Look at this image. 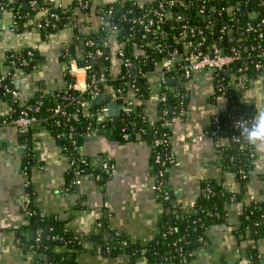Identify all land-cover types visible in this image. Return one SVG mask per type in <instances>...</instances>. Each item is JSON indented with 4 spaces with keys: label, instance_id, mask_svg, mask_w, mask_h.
Here are the masks:
<instances>
[{
    "label": "crops",
    "instance_id": "0c3cea01",
    "mask_svg": "<svg viewBox=\"0 0 264 264\" xmlns=\"http://www.w3.org/2000/svg\"><path fill=\"white\" fill-rule=\"evenodd\" d=\"M57 1L68 6L74 0ZM87 1L92 7L89 16L81 6H76V22L46 36L36 25V19L29 20L20 32L11 29L0 32V71H7L4 60L9 50L32 46L43 56L31 72L23 68L15 71L14 96L19 104H28L39 92L60 91L66 86L69 64L61 55L63 49L75 41L74 24L80 23L83 33L94 32L102 24L96 11L100 5L123 4L130 0ZM133 1L146 3L151 0ZM12 16V9L3 8L0 20L9 22ZM106 39L107 44L113 46V39ZM115 49H112L109 66L114 75L121 71V59L114 53ZM161 69L162 65L158 63L149 74L148 92L144 95L132 92L131 100L142 103L153 119L158 116ZM230 81L240 103L255 107L256 112L264 111V78L231 75ZM185 86L189 94V113L183 122H173L172 134V145L181 163L167 167L165 182L173 201L181 206L183 212H191L195 209L204 181L213 179L234 190L239 188L240 180L221 164L218 144L224 141L217 142L207 132L213 116L219 111L214 72L210 69L194 71L185 81ZM101 93L104 103L108 105L115 101L121 111L122 104L114 96V91ZM11 110L8 100H0V114ZM110 123L101 124V129ZM99 130L96 124L94 132L84 137L79 148L91 160H109L113 165L105 173L99 176L90 173L81 184H76L70 157L57 142L51 128L39 124L28 130L30 134H23L25 131L0 121V264H25L26 257L32 256L21 241V236L25 240L30 236L24 230L28 220L25 206L29 188L34 192L33 202L41 213L67 219L66 224L75 232L96 233L102 229L100 224L105 223L109 231L102 230L107 237L119 230L142 247L161 230L163 214L171 209L177 210L178 205L173 208L166 206L155 191L158 169L153 143L140 134L120 139L114 137L113 132L100 133ZM23 144L27 147L24 148ZM255 154V166L243 200L225 204V219L208 227V237L185 264H250L246 248L251 241L238 236L234 229L244 201L264 203V148L255 149ZM85 245L88 249L79 253V264H148L143 248L140 254L132 257L127 253L113 256L96 250L93 252L94 239L85 240ZM258 247L264 254V237L259 240ZM164 264L174 263L166 261Z\"/></svg>",
    "mask_w": 264,
    "mask_h": 264
},
{
    "label": "trees",
    "instance_id": "16d2710c",
    "mask_svg": "<svg viewBox=\"0 0 264 264\" xmlns=\"http://www.w3.org/2000/svg\"><path fill=\"white\" fill-rule=\"evenodd\" d=\"M32 0H0V14L3 8L12 9L13 16L18 20L17 31L20 32L26 27V23L31 19H36V25L39 22H44L46 19L50 20V25L39 27L43 36L56 32L63 29L68 22V15L72 14L73 20L77 13L74 8L79 6L77 0H74L71 5L57 6V0H36V8L31 6ZM166 1V0H163ZM202 0H187L185 6L176 5L167 7L165 12L166 20L162 23H157V33L149 35L144 34V28L142 25L134 21L135 18L143 16L146 13L151 15L154 8L158 7L160 0H151L150 2L144 3V6H140L138 1H127L123 4L119 2L108 3L101 6V10L104 12L110 7H113L112 14L106 15V20L103 22L98 30L94 32L83 33L81 30L80 23L77 22L74 26L75 41L68 47L63 49L62 59L66 60L67 64H70L71 58H76L80 64H90L91 68L89 74H99L105 66H110L112 49H115L114 53H117L118 48H123L125 55L132 56L135 51L140 52V57L143 58V54H147L146 61L135 60V64L141 70L148 72V76L139 77L132 73L131 68H128L121 59V71L114 75L111 70L107 69L109 79L105 83L98 84V90L94 88L89 90L86 94L87 98H92L99 91H114L117 100L124 105L129 101L130 110L128 112L122 110L118 121L113 126V136L122 138L124 132H129L131 137L140 134L142 137L149 139L153 143V154L159 149L158 146L154 145V140L159 137L161 133L167 132L173 134V123L168 118H171L179 108L177 106L179 100H183V104L188 108L189 105V94L188 89L185 86L187 77L177 76L178 80L171 83L175 73L179 72L177 69L167 75L166 81L160 85L161 94L163 91H167L166 101H160L158 106V116L153 119L145 111L142 103H134L132 101V92L136 91L138 94L148 92V77L149 74L157 68L158 59L164 52H160L158 46L161 48L170 50L171 47H178L180 50H186L188 41L192 39L188 29L184 28L183 23L188 22L195 27L202 28L203 32L199 35H205L208 40H212L214 37L218 40L221 46L225 50L230 48L232 42L229 39L230 34H236L239 29L242 30L247 21L256 23L260 17H264V0H248L244 4L243 11L239 7H232L225 0L223 4L224 9L217 10L214 15L211 12H207L209 15L200 14L198 12L199 5ZM214 1V0H212ZM215 2V1H214ZM27 3V6L25 5ZM91 3L82 8L83 11L91 10ZM56 11L59 14L58 18H53L51 12ZM237 12V18H233L232 15ZM28 13V15H27ZM181 15L182 19L178 20L176 15ZM74 20V21H75ZM76 22V21H75ZM226 25L227 28L224 32L220 30L222 26ZM116 26V28L114 27ZM231 30H234L233 32ZM264 31V30H263ZM189 33V35H188ZM229 33V36H228ZM248 37L252 40H260L264 44V32L263 37H258V33L247 32ZM221 39H219V37ZM257 36V38L255 37ZM110 37L113 39V46L110 44L103 47V54L98 57L93 54L95 47L86 44L88 38H92L95 42H101L105 38ZM81 40L83 43L81 44ZM209 41V42H210ZM31 51V53H29ZM92 51L91 55H88ZM9 55L5 58L4 63L10 65L12 61V54L19 55L22 58H17L14 65H10V74H5V71H0V100H8L12 106V110L7 114H17L19 110L28 106L29 111L36 114L40 119V124L52 129L57 142L62 146L63 150L68 156H80L82 153L79 146L81 145L88 126L92 122V127L96 121L90 117L87 112V107L83 106L78 98L69 102L63 98L64 89L68 82L73 78L66 72V86L55 92H44L37 93L35 97L25 105L18 103L15 98V88L12 75L18 68H23L26 72H31L36 64L43 59L39 50L32 46H25L18 49L9 50ZM140 58V59H141ZM123 63V65H122ZM5 74V75H3ZM2 76H4L2 78ZM132 84L139 87L135 90ZM5 85L10 86V90H6ZM167 85H172V88H167ZM228 97L225 102V107L217 114L220 116V127L213 137L218 141H224L222 144H218L222 166L234 172L240 180V186L237 189H227L222 183L216 182L213 179H208L203 182V185L210 183L213 187V193L207 197L204 192H201L194 211L183 212L179 204L177 210H170L168 213H164L162 216L163 225L159 233H156L150 240L147 241L146 245L142 247L132 242L123 233L121 235L113 234V236H106L108 230L107 224H101V230L91 234H79L72 230L66 223L67 219L59 218L54 214H43L37 208V205L32 202L28 206V210H34L35 212L27 214V223L24 226V230L30 233L28 239L25 240L24 236H21L25 249L27 251L34 252L32 256H27V262L25 264H79L78 255L82 251L88 249L85 245V240L94 239L95 245L91 247L92 251L100 253H106L109 255L116 256L120 253H127L132 257L143 253L148 258V264H164L166 261H172L174 264H185L189 262L194 256V251L202 244L200 236L206 239L208 227L216 222L223 221L225 219L226 210L225 204L228 201H239L243 200L247 193V182L251 176V170L255 166V155H251V151L255 152V148L247 146V148H240L239 143L232 140V135L235 132L233 124L235 115L244 113L249 115L250 106H245L238 101V95L235 93V88L228 85ZM117 88H122L118 91ZM117 90V91H116ZM182 93V97L177 92ZM53 93V94H52ZM74 94L78 95V91H74ZM114 94V95H115ZM63 100L67 103V108L70 110H76L78 118L66 119L64 116H60L61 123L58 125L55 122V115L53 113V107L57 104V101ZM42 101L39 109H36L38 102ZM104 103V102H103ZM167 105L172 106L169 114L163 115V107ZM101 104L92 105L89 109L95 110ZM173 106L175 110H173ZM221 111V112H220ZM0 117L3 115L0 114ZM213 120V119H212ZM212 122V121H211ZM213 126V122L209 124L208 128ZM33 130V129H31ZM72 131L74 143L69 136V131ZM60 133V135H58ZM75 144L77 147H75ZM163 153V152H162ZM88 165H85L87 169ZM244 169L246 176L243 177L240 172ZM90 173L96 175L98 173H105L97 168H89ZM31 190V189H30ZM32 200L34 199V192L31 190ZM162 200L166 206L173 208L174 201L172 196L170 198ZM244 208L239 217V222L234 229V232L240 236L242 235L251 242L246 248V256L250 260V264H264V254L258 247V242L264 237V203L258 200L244 201ZM171 226L174 229L170 232L168 230ZM42 230V236L40 241H37L36 236L38 230ZM109 231V230H108ZM110 233V232H109ZM111 236V237H110ZM33 244L31 248L30 245ZM109 247V248H108ZM193 253V254H190ZM186 253L188 256L187 261H183L182 254Z\"/></svg>",
    "mask_w": 264,
    "mask_h": 264
},
{
    "label": "built area",
    "instance_id": "2783aa9c",
    "mask_svg": "<svg viewBox=\"0 0 264 264\" xmlns=\"http://www.w3.org/2000/svg\"><path fill=\"white\" fill-rule=\"evenodd\" d=\"M215 1V2H214ZM202 0L198 12L200 14H205L206 18L209 17V15H214L217 10H221L225 8V5L223 4V1L225 0ZM228 2V0H226ZM79 6L82 8H85L89 5L87 0H77ZM248 2V0H231V2H228V4L232 7H239L240 6L244 8V4ZM37 1L32 0L31 6L33 8H36ZM187 4V0H160L158 2V7L154 8L153 13L148 16L146 13L143 16H139L138 18H135L134 21L138 24L142 25L144 28V34L149 33V35H152L154 33H157L156 24L162 23L166 20L165 18V12L167 7H172L176 5L185 6ZM62 4L58 3L57 6H61ZM140 6H144V3H140ZM3 9V7H2ZM241 10V9H240ZM97 13L101 17L102 21L104 22L106 20L107 14H112L113 7L110 6L105 12L104 10H101V8H97ZM243 11V9L241 10ZM207 12H211L208 14ZM87 16L90 15V10H86L84 12ZM28 15V13H27ZM51 16L53 18H58L59 14L56 11L51 12ZM233 18H237V12H235L232 15ZM176 18L178 20L182 19V16L176 15ZM74 23L72 14L68 15V22L66 25ZM47 26L50 25V20L46 19L44 22H39L38 26ZM75 25V24H74ZM184 28L188 29L190 35L192 36V39L188 41V44L186 45V50H180L178 47H171L170 50L164 49L160 47V44L158 46V49L160 52H164L163 55L159 56L158 63L162 65L161 69V80L160 84L162 82L166 81L167 75L173 71H176L177 69L179 72L175 73L173 76V79L171 80V83L178 80L177 76L179 78L181 77H187L189 78L191 74L194 71L202 70V69H210L214 72L215 80L217 83V97L220 100L218 102L219 104V110H223L225 107V102L227 101L228 97H230L231 93H228V85L232 86L231 84V75H242L246 77H262L264 78V44L262 41H260L257 36H255L258 40H252L251 37H248L246 34L247 32H254L258 33V37H263V30H264V17H260V19L253 23L252 21H247L246 26L242 30L236 31V34H230L228 33L229 39L232 42V45H230V48L225 50L223 46L220 45L218 40L214 37L211 41L208 40V38L205 35H197L201 34L203 32L202 28L195 27L191 25L188 22L183 23ZM18 27V20L15 17H12V19L7 22L4 20H0V32L11 29L16 30ZM116 28V26H114ZM227 28L226 25L222 26L220 30L222 32L225 31ZM232 32L234 30H231ZM188 33V35H189ZM222 36L219 37L221 39ZM210 41V42H209ZM86 44L93 45L95 47V50L93 52L94 55L100 57L103 54V47L107 46V39L105 38L101 42H95L92 38H88L86 41ZM20 49V48H19ZM18 49V50H19ZM117 54L119 57L122 58V62L124 65H126L128 68H131L132 73L139 76V77H146L148 76V72L141 70L137 65L135 64V60L139 61H146L147 54H143V58L140 57V52L135 51L132 56L125 55V52L123 51V48H118ZM31 53V51H29ZM92 51L88 53V55H91ZM9 54H6V59ZM17 58H22L19 55L12 54V61L10 65L15 64V60ZM141 58V59H140ZM25 61V59H24ZM122 63V65H123ZM7 66V71L5 74H10V65L5 64ZM136 67L137 71L133 72V68ZM91 65L90 64H80L76 58H71L68 73L72 76V80L68 82L66 88L64 89L63 98L65 100H68L69 102L75 100L78 98L79 102L87 107V112L92 117L96 123L92 127V122H90V125L88 126V131L86 132L85 136L87 134H90L91 132H94V128L96 127V124H105L110 123L112 121V114H110L109 106L106 103H102L99 107H97L95 110H90L89 108L92 106V100L95 99L96 95L92 96V98H87L86 94L89 93V90L94 88L95 90H98V84L105 83L109 79V75L107 73V69L110 70L109 66H105L101 70L99 74H92V76L89 74ZM3 74V75H5ZM14 75V74H13ZM12 75V77H13ZM177 75V76H175ZM4 76H2L3 78ZM14 81V80H13ZM173 84V83H172ZM135 90H138L139 87L135 84H132ZM6 90H10V86L5 85ZM172 88V85H167V88ZM233 87V86H232ZM234 88V87H233ZM161 89V88H160ZM159 89V95H160V101H166L167 99V91H163L161 94V91ZM118 91H121L122 88H117ZM116 90V91H117ZM74 91H78V95L74 94ZM101 92V91H99ZM103 92V91H102ZM113 92V91H112ZM136 92V91H135ZM53 94V93H52ZM115 94V93H114ZM179 96L182 97L181 92H177ZM116 97V94L114 95ZM117 99V98H116ZM183 100H179L177 106L179 110L173 114L171 118H168L167 120L173 122H183L189 113V110L187 107L184 106ZM42 104V101L38 102V105L36 106V109L40 108V105ZM67 103H65L63 100L57 101V104L53 107V113L56 116L55 122L60 125L61 120L60 116H64L66 119H72V118H78V113L76 110H70L67 108ZM175 106H173V110H175ZM171 106L167 108V105L163 107V115L169 114L171 110ZM124 110L128 112L130 110L129 101L127 103L122 104L121 111ZM120 111V113H121ZM220 111V112H221ZM119 113V115H120ZM248 116L244 113H239L235 115V120L233 124V129L235 132L232 135V140L239 143L240 148H247L248 144L244 140V138L241 136V132L239 130V124L237 122L239 121H248L251 122L252 118L256 114V108L250 106ZM3 117H0V121L9 124L12 126H15L19 128L20 130L26 131L31 130L38 126L41 122V119L34 113L29 111L28 106L22 107L17 114H1ZM211 120L213 122V126L209 127L207 129V132L210 135H214L219 127H220V116L219 114H215ZM211 122V123H212ZM60 135V133H58ZM69 136L71 137L72 141L76 143L75 138L73 139L72 131H69ZM124 139L131 138V135L129 132L123 133ZM154 145L160 147L159 151L155 154V161H156V167L158 169L156 180L154 183V188L158 196H162L164 199L170 198L169 190L166 187L165 182V175H166V169L169 165H178L181 163L180 158L178 157L177 153L175 152V149L172 145V135L163 132L159 137H156L154 140ZM23 147L26 148L27 145L23 144ZM75 147L77 145L75 144ZM163 152V153H162ZM251 155H255V152L252 150ZM70 157V166L72 173L74 174L75 180L74 182L76 184H81L83 181V178L86 175L90 174L89 168H97L100 170H108L112 167L113 163L109 160H103L95 161L91 160L88 156L84 155L83 153L80 154V156H69ZM222 164V162H221ZM87 166V169L85 167ZM240 172L242 173V176H246V172L244 169H241ZM100 175V173L96 174ZM202 192H204L207 197L211 196V194L214 192L213 187L210 183H207L203 185ZM33 202L31 197V190L30 188L26 191V206L25 209L27 211V214H31L35 212L34 210H28L29 204ZM175 203V202H174ZM174 206H177L175 203ZM101 225V224H100ZM174 228L169 226L168 230L164 231V235L166 232L172 231ZM121 231L117 230L115 232L116 235H121ZM42 236V230H38L36 239L37 241H40ZM200 240L204 242V237L200 236ZM30 247H33V244L30 245ZM109 248V247H108ZM31 252L33 253L34 250L32 249ZM190 254H193L190 252ZM183 261L186 262L188 256L186 253L182 254ZM56 264H59L57 262Z\"/></svg>",
    "mask_w": 264,
    "mask_h": 264
},
{
    "label": "clouds",
    "instance_id": "9594fccd",
    "mask_svg": "<svg viewBox=\"0 0 264 264\" xmlns=\"http://www.w3.org/2000/svg\"><path fill=\"white\" fill-rule=\"evenodd\" d=\"M239 130L249 146L255 149L264 148V111H258L251 122L239 121Z\"/></svg>",
    "mask_w": 264,
    "mask_h": 264
},
{
    "label": "water",
    "instance_id": "95a60500",
    "mask_svg": "<svg viewBox=\"0 0 264 264\" xmlns=\"http://www.w3.org/2000/svg\"><path fill=\"white\" fill-rule=\"evenodd\" d=\"M228 2H231V0H228ZM25 5L27 6V3H25ZM240 9L242 10L243 7L240 6ZM83 43V41H82ZM137 68L134 67L133 68V72H136ZM103 93H98L96 98L92 100V105H97V104H102L103 103ZM109 106V110L111 112V114L113 115V119L111 121L110 124H108V127L105 129H101V124L97 123V128L100 129L99 132L100 133H112L113 132V126L116 124V122L118 121L119 118V113H120V108L117 102H109L108 103ZM172 108V106H171ZM23 134H30V131H25L23 132ZM111 237V236H110Z\"/></svg>",
    "mask_w": 264,
    "mask_h": 264
}]
</instances>
